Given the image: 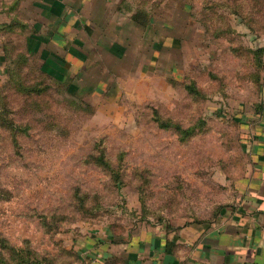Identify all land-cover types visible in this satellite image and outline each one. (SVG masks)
I'll return each instance as SVG.
<instances>
[{"label":"rangeland","instance_id":"374dc122","mask_svg":"<svg viewBox=\"0 0 264 264\" xmlns=\"http://www.w3.org/2000/svg\"><path fill=\"white\" fill-rule=\"evenodd\" d=\"M71 3L57 35L62 0H0V264L211 221L245 170L228 114L260 92L264 0ZM13 4L25 29H5Z\"/></svg>","mask_w":264,"mask_h":264},{"label":"crops","instance_id":"0c3cea01","mask_svg":"<svg viewBox=\"0 0 264 264\" xmlns=\"http://www.w3.org/2000/svg\"><path fill=\"white\" fill-rule=\"evenodd\" d=\"M62 2L68 7L55 27L57 35L71 25L68 17L77 18V8L69 7L71 0ZM14 6L6 11L11 21L16 19ZM48 25L54 27L52 22ZM260 84V92L249 106L228 114L245 154L234 203L211 221H163L140 234L124 236L119 243L99 242L110 234L94 236L82 244L85 264H101L106 256H118L122 264H264V66Z\"/></svg>","mask_w":264,"mask_h":264},{"label":"trees","instance_id":"16d2710c","mask_svg":"<svg viewBox=\"0 0 264 264\" xmlns=\"http://www.w3.org/2000/svg\"><path fill=\"white\" fill-rule=\"evenodd\" d=\"M147 16V13L145 14ZM134 19V17L132 18ZM135 20V19H134ZM136 24H139L137 21H135ZM19 26L22 29L26 28V24H24L23 22H21L20 20H12L10 23H8L7 25H5V29L7 30H13L14 27ZM2 55H0V62L2 63H6V68L10 67V63H8L7 60V52L8 49L6 48V46H2ZM28 50H26L25 52H22V54L18 55L17 60L16 61H20L21 63H25L27 61V55H28ZM40 70L42 71V66L40 67ZM9 70L6 69V72H8ZM43 72V71H42ZM186 89L191 90V86L190 88L186 86ZM124 236L130 237L132 235L128 234V235H117V234H112L110 236H107L105 239H100V243L101 241H111L112 243H119L122 241V238ZM93 237H91L88 240H91ZM85 249V248H84ZM83 249V250H84ZM111 262L113 263H117V264H122L121 258L118 256H106L102 258V263L101 264H111ZM25 264H39L37 260L34 259H26Z\"/></svg>","mask_w":264,"mask_h":264}]
</instances>
